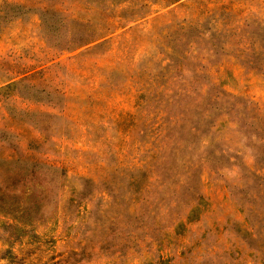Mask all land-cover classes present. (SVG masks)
<instances>
[{
  "label": "rangeland",
  "instance_id": "374dc122",
  "mask_svg": "<svg viewBox=\"0 0 264 264\" xmlns=\"http://www.w3.org/2000/svg\"><path fill=\"white\" fill-rule=\"evenodd\" d=\"M0 181V264H264V0H0Z\"/></svg>",
  "mask_w": 264,
  "mask_h": 264
},
{
  "label": "trees",
  "instance_id": "16d2710c",
  "mask_svg": "<svg viewBox=\"0 0 264 264\" xmlns=\"http://www.w3.org/2000/svg\"><path fill=\"white\" fill-rule=\"evenodd\" d=\"M26 76V75H24ZM4 159H2L1 161H3ZM5 161V160H4ZM3 161V162H4ZM18 162L19 164L16 165H21L19 167V169H21V172L27 173L26 175H29L28 177L32 178L33 172L35 173V170L37 169V167H39L38 165L40 163L37 162H25V161H15ZM15 165V164H14ZM42 166L45 164H41ZM46 169H50L52 171L57 170L58 168L54 167V166H50V165H45L44 166ZM29 180V179H28ZM10 184H6L3 183L2 181H0V215L2 216H8L10 217V219L14 222V223H2L0 224V228L2 229H9L12 228L14 230L15 233V238H20L24 227L28 225V222H23L22 220H17V218H15V212H18L19 209L23 210V208L25 207H19L18 204L14 205L11 204V200H14L16 198V194L19 192V190L16 188V186L14 185H10ZM25 195V194H24ZM29 197V193L28 195L25 196V198ZM20 211V210H19ZM18 222V223H16ZM4 241H6V244H10L11 242L9 241V239L4 238Z\"/></svg>",
  "mask_w": 264,
  "mask_h": 264
}]
</instances>
